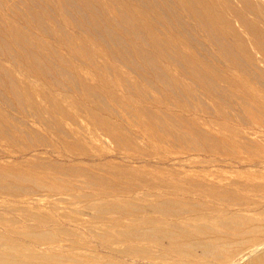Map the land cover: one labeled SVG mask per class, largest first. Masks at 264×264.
<instances>
[{
	"label": "bare ground",
	"instance_id": "bare-ground-1",
	"mask_svg": "<svg viewBox=\"0 0 264 264\" xmlns=\"http://www.w3.org/2000/svg\"><path fill=\"white\" fill-rule=\"evenodd\" d=\"M1 140L0 264H264V0H0Z\"/></svg>",
	"mask_w": 264,
	"mask_h": 264
},
{
	"label": "rangeland",
	"instance_id": "rangeland-1",
	"mask_svg": "<svg viewBox=\"0 0 264 264\" xmlns=\"http://www.w3.org/2000/svg\"><path fill=\"white\" fill-rule=\"evenodd\" d=\"M237 6L238 7H241V5L239 4V3H237ZM252 17V16H251ZM86 25V28H87V23H85ZM237 26H239L238 24H236ZM162 27V26H161ZM85 28V30L90 34V31L89 30H87ZM163 28V27H162ZM34 30V29H33ZM167 34L168 35H170V33H168L167 32ZM94 40V39H93ZM95 41V40H94ZM98 42H100V43H98ZM98 42H96L95 41V44H97L99 47H103V44H106L105 42H103V41H98ZM102 42V43H101ZM52 43H54V41L52 40ZM54 44H56V43H54ZM62 53L64 54V55H66V56H68V52L66 53L65 52V50H63L62 49ZM227 56H231L230 54L229 55H227ZM108 57H110V56H108ZM111 58V57H110ZM50 59V61L51 62H54V60H53V58H49ZM164 60H160L159 58L157 59V62H160L161 64H165V62H163ZM109 62L110 63H115L116 61L115 60H113V59H109ZM242 64L244 63V62H241ZM117 65V64H116ZM115 65V66H116ZM94 77H90V81L92 82L93 81V83H96L97 82V80L95 81V79H93ZM187 81V83H189L190 85H195V83L194 82H192V81H189V80H186ZM224 84V83H223ZM256 86L258 87V88H263V87H261L260 85H258V84H256ZM255 86V87H256ZM161 91L163 90V89H160ZM170 96H172V97H170L172 100H174V102H176V103H178L180 106H181V108H183V109H185V110H187V111H190V112H192L193 110L191 109V108H189L187 105V101H185V98L182 96V95H170ZM176 96H178V98L176 99ZM183 98H182V97ZM179 97H180V99H179ZM183 101V102H180V101ZM205 100H207L206 99V97H205ZM208 102H209V104H212V102L213 101H211L210 99L209 100H207ZM221 108H223V106H221ZM240 112V111H239ZM199 114H201L200 112H199ZM203 114V113H202ZM203 115H205V114H203ZM215 116H217V115H215ZM218 117V119H219V116H217ZM239 122V124H241V122L240 121H238ZM235 123V122H234ZM242 125V124H241ZM246 127H248V125H242V129L243 128H246ZM247 129V128H246ZM53 140H55L54 139V136H53V138H52ZM2 141V140H1ZM5 142H0V155L1 156H4V155H6V153H9L10 155H14L15 153H11L12 151H10V150H12L11 148H10V146L9 145H6V143L4 144ZM10 151V152H7V151ZM42 155H44V154H42ZM207 155V154H206ZM47 156H50L51 157V155H46V157ZM53 157V156H52ZM54 158H55V156H54ZM205 160V159H204ZM203 160V162H200L199 164H195L194 163V160H185L184 162L182 161L181 163H180V165H179V167H181L182 168V166H185L186 168H194L195 167V169H198V167H202V166H207L206 168L208 169V171L210 172V173H214V175H222V176H227L228 175V177H232V176H234L235 174H236V176H235V178L237 177L238 179H239V175L240 174H237L236 172H234V169H233V171L231 170L232 168H230L229 166L227 167V166H224V165H222V163L220 164V163H215V162H206V160L204 161ZM191 162V163H189V162ZM201 164V165H200ZM203 164V165H202ZM207 164V165H206ZM211 164V165H210ZM195 165V166H194ZM197 165V166H196ZM216 165V166H215ZM221 171V173H219ZM231 171V172H230ZM218 173V174H217ZM223 173V174H222ZM235 173V174H234ZM224 174H227V175H224ZM232 175V176H231ZM244 175L245 174H243V175H240V178H243L244 177ZM242 176V177H241ZM233 179H235L234 177H232ZM236 178V179H237Z\"/></svg>",
	"mask_w": 264,
	"mask_h": 264
}]
</instances>
